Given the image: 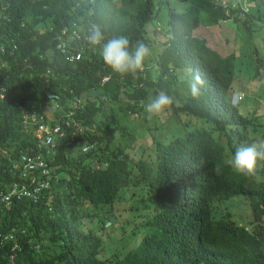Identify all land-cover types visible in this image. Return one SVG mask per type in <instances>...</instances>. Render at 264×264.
Instances as JSON below:
<instances>
[{"label": "clouds", "instance_id": "9594fccd", "mask_svg": "<svg viewBox=\"0 0 264 264\" xmlns=\"http://www.w3.org/2000/svg\"><path fill=\"white\" fill-rule=\"evenodd\" d=\"M73 1L120 34L105 41L100 16L62 24L20 85L6 60L43 0H0V26L19 28L0 27V264H264V22L239 42L229 19L185 61L179 105L161 91L123 109L135 74L181 43L192 0ZM85 48L99 87L62 74Z\"/></svg>", "mask_w": 264, "mask_h": 264}, {"label": "trees", "instance_id": "16d2710c", "mask_svg": "<svg viewBox=\"0 0 264 264\" xmlns=\"http://www.w3.org/2000/svg\"><path fill=\"white\" fill-rule=\"evenodd\" d=\"M44 9L39 7L38 3L32 5V13L29 17L28 27L22 29L25 46L19 50H15L12 56H9L6 63L13 72V76L16 75L18 84L22 85L26 80L28 70L24 68L23 58L28 56L29 59L36 63V67L43 68L42 65H46L45 61H48L49 55L52 52L56 53L54 49V31L62 24L68 25L70 22L75 21L78 24L84 25L88 20L90 22L98 18L102 12H100L101 6L94 3L91 6L80 5L76 6L73 0H43ZM26 6V2L23 4ZM190 6L194 7V13H189L188 20L184 23V33L181 43L177 45H171L167 49L159 60L146 68L142 72H137L134 76L136 85L134 89L124 95L126 102L123 109L128 106H135L143 108V105L147 103L150 97L155 96L157 93L164 91L171 97H173V104L168 108L170 109L174 105H179L182 101L181 94L186 88V72L184 71L183 63L187 61L194 53H197L203 48V45L208 39L216 33L219 28L222 31H226L229 19L237 25L239 42L245 41L253 33L259 31L263 27L264 22V1L263 0H192ZM6 22L3 28H12L10 30L18 31L19 28L11 20ZM101 20L105 19V22L100 26L102 32H105V41L109 38L116 37L120 34V29L111 21L107 20L103 16H100ZM187 17V14H186ZM39 21V22H38ZM40 23L45 27V24L52 23L53 30L48 31L44 29L45 33L42 34L33 23ZM212 23L208 29H205V24ZM0 28V38H3L7 30ZM188 28L187 37L184 35ZM143 31L136 32V39L134 45L139 41L144 43L142 37ZM33 35V40H30V36ZM100 48L102 45H99ZM76 47H71V50ZM247 43L244 44L242 51L247 50ZM98 49H96L97 51ZM87 48H85L78 62L73 65L66 66L61 69L62 74L67 76L68 80L72 79H87L95 87H99L98 78L93 75L88 61H94V56ZM5 76L8 75V71H5ZM33 78L36 79V88L30 90L28 93L29 100H37L32 97V92L36 93L42 90L41 79L37 76V73L31 71ZM108 84H111V78L120 76L119 73H113L112 70L108 71ZM128 76L117 78L114 84L118 82L124 83L128 86ZM61 80V79H60ZM63 84V83H61ZM24 92L28 90L23 89ZM166 109V110H168ZM122 114V111H120ZM148 114L144 111V120ZM116 166H112L111 173L116 174ZM100 188L94 187V191H98ZM87 191V188L83 189ZM3 250H0L2 253Z\"/></svg>", "mask_w": 264, "mask_h": 264}]
</instances>
